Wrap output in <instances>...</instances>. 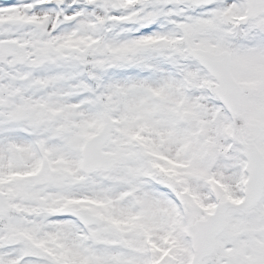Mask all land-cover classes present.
<instances>
[{
	"label": "snow or ice",
	"instance_id": "6c2138e0",
	"mask_svg": "<svg viewBox=\"0 0 264 264\" xmlns=\"http://www.w3.org/2000/svg\"><path fill=\"white\" fill-rule=\"evenodd\" d=\"M0 264H264V0H0Z\"/></svg>",
	"mask_w": 264,
	"mask_h": 264
}]
</instances>
